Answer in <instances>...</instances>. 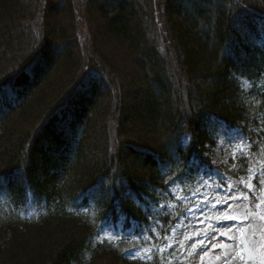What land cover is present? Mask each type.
Returning a JSON list of instances; mask_svg holds the SVG:
<instances>
[{"label":"trees","instance_id":"16d2710c","mask_svg":"<svg viewBox=\"0 0 264 264\" xmlns=\"http://www.w3.org/2000/svg\"><path fill=\"white\" fill-rule=\"evenodd\" d=\"M263 25L264 0H0V264H155L103 229L200 184L217 124L258 151Z\"/></svg>","mask_w":264,"mask_h":264},{"label":"rangeland","instance_id":"374dc122","mask_svg":"<svg viewBox=\"0 0 264 264\" xmlns=\"http://www.w3.org/2000/svg\"><path fill=\"white\" fill-rule=\"evenodd\" d=\"M184 142L189 143L188 137L184 138ZM259 144L258 151L253 153L248 140L238 129L227 130L222 124H217L216 146L206 155L210 165L201 170L200 184L194 182L191 186L196 187L185 190L176 186L170 190L169 195L161 197L159 204H152L154 217L149 227L135 228L132 225L130 229H125L123 222L119 221L117 224H107L101 238L112 241L128 238L129 250L138 251V255L144 258H153L155 264H223V258L216 259L217 256L222 257L219 248L210 251L201 260L203 246L198 242L204 240L205 245L210 248L211 245L207 244L208 238L226 231L228 226H232L235 232L239 227L237 221L225 220L224 216L247 214L245 205L250 204L251 211L258 213L251 218L252 227L248 229L249 234H256L250 247L258 259L259 242L264 237V221L258 216L264 215V203H261L259 210L255 205L258 200L264 201V183H261L264 181V141ZM239 160H242L241 164ZM248 183L253 186L251 191L246 186ZM234 194L241 198L227 199ZM28 198L22 215L39 216L42 208ZM8 204V199L0 195V210ZM177 208L179 210L175 212ZM172 212L180 215V219L169 228V234L163 235L168 226L161 224L157 217ZM225 239L220 236L213 243ZM225 251L232 252L231 249ZM232 264L241 262L237 258Z\"/></svg>","mask_w":264,"mask_h":264},{"label":"snow or ice","instance_id":"6c2138e0","mask_svg":"<svg viewBox=\"0 0 264 264\" xmlns=\"http://www.w3.org/2000/svg\"><path fill=\"white\" fill-rule=\"evenodd\" d=\"M261 183H264V181H261ZM249 190L251 191L253 186L251 183H248L246 185ZM240 195L234 194L231 197H228L227 199H240ZM261 203H264V201H257L255 207L257 210L260 209ZM231 207V206H230ZM245 207L248 209L247 214L244 215H225V220H235L237 221L239 227L235 229V232L233 231L232 226H228L226 231L220 232L216 236H212L208 238L207 244L211 245L209 248L207 245H205L204 240H200L198 243L202 245L201 248V260H203L204 256H207L210 251H213L217 248L221 250L222 257L217 256L216 259L220 260L223 258V264H232L233 260H236L237 258L241 262V264H264V237L259 242V256L258 259L254 256L253 250L250 247V245L253 243V238L255 237V232L249 234L248 229L252 227V217L258 215V213H253L251 211V205H245ZM258 218L261 221H264V215H259ZM231 233V234H230ZM223 236L226 239L220 240L219 243H213L214 240H219V237ZM195 247V245H193ZM225 249H231L232 252L225 251ZM135 258V256H133Z\"/></svg>","mask_w":264,"mask_h":264}]
</instances>
